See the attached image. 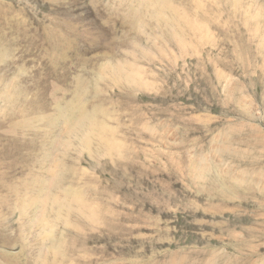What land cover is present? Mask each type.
<instances>
[{
    "label": "rangeland",
    "instance_id": "374dc122",
    "mask_svg": "<svg viewBox=\"0 0 264 264\" xmlns=\"http://www.w3.org/2000/svg\"><path fill=\"white\" fill-rule=\"evenodd\" d=\"M161 1L0 0V264H264V0Z\"/></svg>",
    "mask_w": 264,
    "mask_h": 264
},
{
    "label": "bare ground",
    "instance_id": "6f19581e",
    "mask_svg": "<svg viewBox=\"0 0 264 264\" xmlns=\"http://www.w3.org/2000/svg\"><path fill=\"white\" fill-rule=\"evenodd\" d=\"M161 1V0H160ZM162 3H163V1H161ZM165 2V1H164ZM162 3H161V5H162ZM167 7V6H166ZM163 8V7H162ZM165 8V7H164ZM129 74V73H128ZM134 76V75H133ZM130 80V79H129ZM95 127V126H94ZM96 129V128H95ZM95 131V130H94ZM45 192H46V190H45ZM43 195L45 194V193H42ZM47 196V194L45 195V197ZM41 198H44V197H41ZM79 201V200H78ZM77 200H76V202H78ZM60 203H61V201H60ZM63 203V202H62Z\"/></svg>",
    "mask_w": 264,
    "mask_h": 264
}]
</instances>
